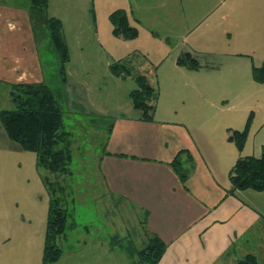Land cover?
<instances>
[{"label": "crops", "instance_id": "1", "mask_svg": "<svg viewBox=\"0 0 264 264\" xmlns=\"http://www.w3.org/2000/svg\"><path fill=\"white\" fill-rule=\"evenodd\" d=\"M79 1L48 0L47 11L56 15ZM31 2L0 0V111L12 103V85L45 79ZM155 2L160 1H92L94 9L107 8L109 15L126 11L134 28L141 25L135 11H142V17L150 12L146 19L155 24L148 28L149 37L161 52L153 61L171 81V98L163 100L164 92H159L152 121L143 120L131 108L123 112L120 106H116V114L101 108L90 110L93 115L114 117L100 156L102 194L89 198L98 202L95 206H102L93 207L100 213L99 219L84 226L71 219L70 225L81 248L72 253L92 254L93 261L77 263L74 258L75 262L61 263L68 254L50 264H144L138 253L155 238L165 246L157 264H239L249 255L264 264V191L232 192L230 182V171L238 159L260 157L264 146V120L249 117L256 111V103L264 114V84L256 83L253 76L254 67L264 63V0H164L153 13ZM154 15L163 21L154 22ZM63 33L67 40L64 28ZM185 53L198 61V69L179 64ZM138 61L142 70L149 67L146 55ZM151 75L153 84L154 73ZM68 90H61L62 99L73 103L70 91L75 90ZM234 100L240 103L236 110L231 104ZM132 106L136 110L133 102ZM248 123L247 139L239 150L229 137L235 131L243 132ZM25 152L29 151L8 137L0 121V177L14 163L9 155L24 161ZM36 167L40 170L37 156ZM51 176L66 188L61 174ZM42 180L50 200L46 218L38 221L40 225L44 222L45 233L37 240L29 215V219L21 215L20 203L15 201L14 191L20 183L10 180L9 211L5 216L7 211H0V219L6 217L0 221V264H46L44 244L54 195L44 176ZM111 197L131 206L144 221L143 235H138L143 238L141 248L135 247L134 255L122 243L127 234L112 231ZM104 209L109 213H102Z\"/></svg>", "mask_w": 264, "mask_h": 264}, {"label": "rangeland", "instance_id": "2", "mask_svg": "<svg viewBox=\"0 0 264 264\" xmlns=\"http://www.w3.org/2000/svg\"><path fill=\"white\" fill-rule=\"evenodd\" d=\"M92 1L73 2L66 5L67 9L65 11L61 10L56 15L53 10L47 11V14L36 9L31 11V21L38 36L44 82L56 92L63 111L64 131L69 133L71 141L73 157L72 163L68 167L70 173L61 174L66 183V188H63L51 176V173L37 169L36 156L33 152H25L24 161L22 159L19 161L16 156L13 157L14 155L10 154L9 156L14 160V163L11 161L10 165L6 167L5 175L0 177V211H7L2 215L5 216L9 211L7 188L10 180L12 183H20L19 189L14 191L15 201L20 203V214L25 216L26 219L30 218L31 232L34 240H37L45 233L43 230L44 222L42 221L41 225L39 222L44 215V218H46L50 200L49 192L42 180L44 176L50 192L52 191L54 195L52 199H54V202L58 200V205L66 209L68 215L66 234L58 240V244L62 250V256L69 254L70 257H65L63 261H60L61 263L75 262V260L77 263H91L93 261L91 259L92 254L74 255L72 253V250L80 251L81 248L77 247L76 235L74 233L72 235L71 232L75 230H72L70 225L71 219L80 226L99 219L100 213L98 214L95 209H101L102 206H95L98 205V202H91L89 198L101 197L102 194V179L99 169L100 156L106 141L108 125L114 121V117L93 115L90 110L101 108L108 111L109 114H116V106H120L123 112H127L129 108L132 111H137L133 110L130 98L131 90L136 88L135 80L132 78L117 80V77L111 72V65L119 61L120 58L146 55L149 67L142 70L141 62L137 59L130 62V67L136 68L137 72L141 70L145 73H154L153 79H151L158 91L164 92L162 99L171 98L169 87L171 81L168 80L162 70L158 71L157 65H154L153 61L157 59V56H161V52L155 50L154 39L149 37L148 28L155 24L146 19V16H151L150 12L146 11L142 17V11H138V9V12L135 11L134 15L138 21H141V23L139 22L141 25H135L137 31H139V36L127 42L114 35V30L110 25L112 24L110 20L111 13L109 15L106 12L108 9L97 7L96 10ZM159 1L154 3L153 13L159 11L164 0ZM47 15L50 18H54L53 15H55L56 19L62 22L65 29L70 53V61L66 66L65 90L66 92L69 91L68 89L75 90L70 91L73 103H67L66 99H62L61 89L63 84L61 82L60 58L50 41L48 24L46 23ZM162 18L160 15H154V22L163 21ZM154 67H156V70ZM62 91H64V88ZM256 91H258V86L255 88ZM231 104H233V109L236 110L240 103L234 100ZM5 108H13L12 103L8 102V106ZM255 108L256 111H254V114L250 113L249 117L253 115L256 122L263 121L264 114L261 115L260 113L261 107H258L256 103ZM22 183L24 184V190ZM76 184L81 185L79 189H72ZM88 184L89 188H87ZM108 203L110 204V213L105 209L102 213L111 215L112 231L120 229L121 233L127 234V238L122 240L123 245L127 248H141L139 246L142 244L143 238L142 236L138 237V235H143L144 230V221L140 219L141 216L131 206L125 205L116 198H109ZM5 219L6 217H2L0 221L2 222ZM97 225L101 226L98 222ZM80 255L82 256L80 257Z\"/></svg>", "mask_w": 264, "mask_h": 264}, {"label": "trees", "instance_id": "3", "mask_svg": "<svg viewBox=\"0 0 264 264\" xmlns=\"http://www.w3.org/2000/svg\"><path fill=\"white\" fill-rule=\"evenodd\" d=\"M31 8L46 14L48 0H32ZM114 35L125 40L138 36L136 28L130 25L124 10H117L110 16ZM48 31L58 57L60 58L61 82L65 89L66 64L70 60L63 25L59 19L48 18ZM141 56L133 55L116 61L111 65L112 74L121 79L133 77L136 89L131 93L134 108L141 113L145 121H152L159 98L158 89L151 83V72L136 71L130 62ZM179 64L191 69H198L199 63L189 53L182 54ZM156 70V69H155ZM254 80L264 84V63L254 67ZM13 108L0 111V121L8 137L24 150L37 156L38 168L52 174H69L72 163V149L69 133L64 131L63 111L55 90L45 82L15 84L11 87ZM249 123L243 132L235 131L229 139L242 150L248 133ZM232 192L237 190L264 191V146L260 157L248 156L238 159L230 171ZM48 186V185H47ZM60 202V201H59ZM66 209L58 205V200H51L47 219V232L44 244V263L50 264L60 260L62 250L58 240L68 227ZM131 255L137 253L135 247L128 248ZM165 246L160 239H153L150 244L138 253L144 264H157L162 257ZM239 264H258L253 255H249Z\"/></svg>", "mask_w": 264, "mask_h": 264}]
</instances>
